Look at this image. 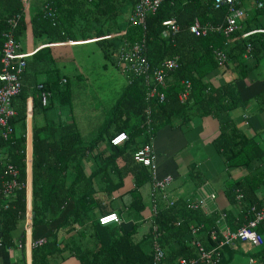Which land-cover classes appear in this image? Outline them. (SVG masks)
<instances>
[{
	"label": "trees",
	"instance_id": "16d2710c",
	"mask_svg": "<svg viewBox=\"0 0 264 264\" xmlns=\"http://www.w3.org/2000/svg\"><path fill=\"white\" fill-rule=\"evenodd\" d=\"M24 1L0 0V59L3 33L9 30L8 20L20 14L14 31L16 40L28 27L33 36L44 35L47 43L94 38L106 58H110L115 51L112 40L117 34L120 40H128L129 43L144 39L146 56L152 67L174 55L179 56L180 63L177 70L168 74L165 99L161 102L157 99L150 101V135L143 126L147 102L142 79L138 77L126 85L113 108L112 119L94 138L87 140L82 137L70 111L62 122L52 119L34 127L29 167L32 168V223L38 225L45 222L52 228V239L34 251L35 264H54L52 261L65 248H68V254H75L79 264H151V236L150 231L143 232L145 224L141 212L144 203L139 190L149 182L150 175L148 168L134 158V153L150 142L160 128L176 125L173 123L176 118H180V124L208 115L220 119L219 132L212 142L215 150L224 158L225 166L231 169L263 165V169L256 171L249 180L230 181L226 188L233 189L235 185L234 188H241L244 195L251 199L250 203L263 204L256 197L255 189L264 185V146L233 120L222 121L221 113L234 109L241 100L235 83L246 78L251 70L244 59L247 46L250 47L248 57L254 60L253 68L264 67V32L256 31L247 38L242 37L243 32L264 29V4L257 8L252 0H241L245 15L238 20L237 30L229 36L218 31L196 36L189 31L195 18L201 24H223L228 13L227 6L215 8L213 0H164L153 14L147 16L143 28L121 21L126 10L133 11L137 0H34L35 5H31L30 10L36 11L29 14L24 9ZM48 1L55 11L53 17H48L43 10ZM169 19L175 20L178 30L163 38L161 33L165 26L162 22ZM112 31L116 33L114 37ZM216 49L226 52V64L222 67L215 58ZM42 53L46 54V58L39 59ZM49 53L50 47L38 49L33 53L35 63L51 61ZM26 54L27 66L29 54ZM48 68L46 79L35 83L33 109L49 110L57 103L71 110L69 84L60 81L56 68L50 65ZM216 70H220V73L228 71L232 76L224 83L215 85L209 80V75ZM183 80L189 81L190 90L182 103L178 95L184 89ZM40 83L43 90L50 93L46 105L42 104L41 90L37 89ZM261 84L260 92L251 98L252 102H264V81ZM23 90L22 86L20 93L11 101V107L16 111L10 119L13 132L5 142L0 140V146L4 148L3 154L8 162L18 168L20 180L27 182V164L24 161L26 138L23 131L16 134L14 126L26 117L24 106L20 105L24 100ZM15 99L20 102L18 106H14ZM124 114L126 123L124 120L118 123L114 121ZM132 117L137 120L130 128L127 121L130 122ZM113 125L116 132L124 130L128 134V139L120 145L110 143V138L116 132L110 135L108 128ZM128 175L133 177V187L127 193L130 198L127 203L113 194L123 186ZM25 194L23 188L18 190L16 199L0 209V229L4 242L11 239V230L18 219L25 215ZM183 200H174V206L169 208L164 201L158 202L157 212L150 222V226L158 227L160 244L165 251L164 264H177L180 258L198 257V250L192 245L189 234L191 225L202 224L198 238L206 248L216 246L221 238L218 234L213 240L210 235L212 229L217 227V212L206 214L201 210L190 211L184 207ZM229 200L234 204V195H230ZM124 211H127L128 218L123 217ZM108 213L118 214L121 221L101 224L99 217ZM244 222L241 214L238 217L233 210H229L225 220L218 224L227 223L231 229H235ZM258 231L262 233L260 228ZM62 234L66 236L65 239H60ZM240 243L245 242L236 244ZM238 246H221L218 258L209 264H232L237 252H245L244 255L260 264L264 257V242L253 251L246 248L239 251ZM195 264L205 263L198 260Z\"/></svg>",
	"mask_w": 264,
	"mask_h": 264
},
{
	"label": "crops",
	"instance_id": "0c3cea01",
	"mask_svg": "<svg viewBox=\"0 0 264 264\" xmlns=\"http://www.w3.org/2000/svg\"><path fill=\"white\" fill-rule=\"evenodd\" d=\"M30 7V2H28L27 5L25 4L24 6V9H26L28 14L30 12L34 13L36 11V9L30 10ZM131 12L133 11H128V16L126 17L123 24H128V17L129 15H131ZM19 40L24 41L23 44L21 42V51L29 54L27 66L22 75L24 100L20 104L21 106H24L26 117L21 121H17L14 126L17 132L16 134H18L20 131H23L26 138V147L29 154H32V133L34 127L42 126L47 123V121H51L52 119L54 121L62 122L67 119L69 111L72 112L78 129L82 134V137L84 139L87 138V140L94 138L104 127V125L106 123H109V121L112 119L113 108L116 105L117 100L121 96L124 88L128 84L125 70L122 67H118L115 61L117 52L123 45L124 39L120 40L119 36L116 34V37H114V39L112 40L113 42L116 41V43H114V56L110 58H106L104 51L98 45L94 38L82 41L78 40L76 42L47 43V38L44 35H40L39 37L33 36L31 28L28 27L22 31L18 38V41ZM44 46L50 47L49 54L51 61H42L39 63H35L36 59H34L35 57L33 53ZM248 55L249 54H244V59H246L245 62L247 66L251 68V70L248 71L249 74L246 78H242L235 83L240 91L241 100L234 108L236 109L235 111H232V109L229 112H223L221 113V117L222 121L233 120L243 128L246 126H250L252 124L251 116L247 112V104L250 103L253 109L257 112V116L255 119L257 120V125L256 127L253 125L251 126L253 128L251 129V133L249 136H254L255 139L262 146H264V102L260 104L259 101H251V98L254 97L258 92H260L261 86H263L261 84V81H264V67L260 66V68H253L254 60L248 57ZM41 58H46V54H40L39 59ZM225 64L226 61L224 64H222V66H224ZM49 65L51 66V68H56L58 70L60 74V81L62 83H67L70 86L71 110L66 108V106H60L57 103H54L53 107L49 110H43L41 108L33 109V94L35 93L36 89L35 83L44 81L46 79V77L48 76ZM222 66L220 65V67ZM218 74H220V76ZM211 75H209V78H212L215 81V85L224 83L225 79L223 78L220 71L214 73V76ZM215 75H217V77L214 79ZM230 75L232 76V73H230ZM212 79H210V81ZM168 80H170V78H168ZM19 103L20 102L15 99L14 106H18ZM64 114L66 116H64ZM125 115L126 114H124L122 118H116L114 121L118 123L124 120L126 123V120L124 119L126 118ZM261 116L263 117V119L261 118ZM199 118L204 120L203 124L205 130L204 134L202 135L201 142L205 144H211L214 148L212 140L219 132L221 120L213 115L203 116ZM136 120V117H132L130 122L127 121L130 128L133 127V124ZM116 123L115 125H117ZM115 125L108 128V133H110V135L116 132ZM184 129L185 127L182 125H167L160 128L151 140V145L155 153V158L158 165V174L162 176L163 174L170 173L174 176L173 182L166 189L168 196L172 192L173 184L178 179V177L182 178V182L184 183V185H189L188 183L194 184L193 189L189 190L188 192L178 196H169V198L176 201L177 199L187 197H206L208 194L214 193L216 195L214 202L208 201V206L211 210H225L226 212H229V210H233V214L239 217V208L236 204V200L234 204L231 202V200H229V196L234 195L233 189H227L226 184L230 181L249 180V178L257 173L256 171H258L256 169V171L252 173L250 172V170H253L254 167H259V170H261L263 169V165L254 164L249 169H246L247 167H241L242 169L235 168L230 170L225 166L224 158L219 154L222 158L225 170L228 172L226 177L223 178L222 184L219 183V181H214L215 187L223 185V188L220 187L222 188V190H219L221 191L220 194L217 190H214L217 187L214 188L213 182L210 181V179H214L216 178V176L210 179L207 178V175L213 172V170H210V168H212L211 165L207 168L204 167L203 170L199 171L195 168V165L192 166V164H189L188 169H191L193 173H191V175H188V172L186 171L181 176H179L175 171L176 163L174 158L175 153L178 151V149H180L185 144V134L187 133H184ZM2 150H4V148H2ZM216 153L218 152L216 151ZM31 169L32 168H28L26 173V179L29 181V188L25 194V215L21 216L18 219L17 223L14 226V229L11 230V239L9 241H3V236L0 229V264H35L36 259H34V251L39 247H31L30 242L35 241L40 237L46 238V242L52 239V228L50 225L45 222L38 225H33L32 223ZM188 178H192L193 180L191 182H187ZM132 187L133 177L131 175H128L124 179L123 186L119 189L118 192L113 195L116 197H122L123 201L128 203L130 201V198L127 193ZM139 190L142 196V201L144 203V209L141 212L142 218L144 217L142 222L145 224V227H147L143 228V232L147 233L149 231L148 223H150V220L152 218V211L150 208V180L149 182L142 185ZM255 193L256 197L259 198L264 204V185L262 184L258 186L255 189ZM156 196L159 197V194L156 193ZM15 199L16 196L13 200ZM250 200L251 199L247 198L244 195L241 198V205H254L255 207H260V205L250 203ZM259 228L261 229V227ZM63 235L64 234L60 236V239L66 238V236L64 237ZM45 244H43L42 246H44ZM61 245L62 244H60V247ZM238 245L236 244L235 246H238L237 248L239 249V251L240 249L244 250V247L246 248L248 246L246 242L240 243ZM244 253L245 252H237L236 254H234L232 258V264H258V262L251 260V258L244 255ZM52 262L54 264H79V261L76 258L75 254H73V252L71 254H68V248L62 250L59 257L57 255L55 257V260ZM260 264H262V261H260Z\"/></svg>",
	"mask_w": 264,
	"mask_h": 264
},
{
	"label": "built area",
	"instance_id": "2783aa9c",
	"mask_svg": "<svg viewBox=\"0 0 264 264\" xmlns=\"http://www.w3.org/2000/svg\"><path fill=\"white\" fill-rule=\"evenodd\" d=\"M164 0H137L133 12L128 17V24L130 26L140 25L144 28L145 20L149 14H153L161 5ZM257 8H260L264 4V0H252ZM30 2L25 0L24 5ZM215 8L220 6H227V15L223 24H205L202 25L198 19H194L189 26V31L196 36H205L209 32H223L225 36L231 35L237 28L238 19L245 15V8L241 3V0H213ZM43 10L48 17L54 16V8L51 2L48 1L44 4ZM20 14L11 17L8 20L9 30L3 33L4 42L1 51V71H0V140L5 142L13 132V126L10 124V119L15 116L16 111L11 107L12 99L17 96L22 88V75L26 68V53L21 51V44L15 38V28L17 21L20 18ZM165 26L161 33L163 38H167L170 35L177 32L178 28L174 19L165 20L162 22ZM256 31L264 32V29H255L252 31H246L242 33L243 38H247L250 34ZM250 47L247 46L246 54H249ZM215 58L218 65L225 63L227 59L224 49H216L214 51ZM116 65L122 67L126 72L127 83L130 84L136 77L142 79V83L145 88V101L147 105L144 110L143 126L146 132L150 135L152 131L151 110L150 101L157 99L159 102L165 99L164 89L167 84V77L170 72H173L179 68V56L174 55L172 57H166L161 63L155 67H152L146 56V46L144 39H140L133 43H129L124 40L123 45L119 48L116 56ZM64 81V80H63ZM184 89L178 95L180 102L186 101L190 83L187 80L182 81ZM37 89L41 90V101L43 105H46L50 93L43 90V85L40 83L37 85ZM128 139V134L124 130L116 132L111 138L110 143L112 145H120ZM152 140V138H151ZM151 140L148 143L142 145L134 153V158L143 163L150 172V208L151 216L153 217L157 212V205L159 201H164L166 207L174 206V200L170 199L167 194V187L173 182L174 176L170 173L158 174V165L153 151ZM24 161L27 164V169L30 167L31 155L26 149V157ZM0 209L3 205L13 200L16 193L20 189L28 191L29 181H21L18 168L8 162V158L3 154L2 147L0 146ZM159 194V197L156 196ZM234 198L239 208L238 213L243 215L245 220L239 227L231 229L227 223H220L224 221L227 212L225 210L215 211L218 215L216 222V228L210 232L211 238L216 239L220 234L221 238L216 246L206 248V246L198 238V233L202 229V224L191 225L190 236L191 243L198 250V257L192 258H180L177 264H195L200 260L205 264H209L212 260L218 258V249L221 246H235L238 242H251L256 246L263 245L264 242V204L260 207L241 205V198L244 196L241 188H233ZM216 195L214 193L208 194L206 197L196 196L187 197L183 200V205L190 211L201 210L206 214H210L212 211L208 206V201L214 202ZM241 205V206H240ZM152 220V218H151ZM150 220V222H151ZM121 219L116 213H108L99 217L101 224H108L112 222H120ZM261 227L262 233L258 231ZM149 234L151 236V249L152 259L151 264H164L165 251L160 244V233L157 225L150 226ZM46 243V238L40 237L35 241H31V247H40ZM217 257V258H216ZM262 264H264V257L262 258Z\"/></svg>",
	"mask_w": 264,
	"mask_h": 264
},
{
	"label": "rangeland",
	"instance_id": "374dc122",
	"mask_svg": "<svg viewBox=\"0 0 264 264\" xmlns=\"http://www.w3.org/2000/svg\"><path fill=\"white\" fill-rule=\"evenodd\" d=\"M34 3H35L34 0H30L31 5H33ZM127 16H128V12L126 10L124 12V16H123V19L121 21L124 22ZM113 34H116V33H112V35ZM21 42H22V44L24 43L23 40H21V41L19 40L20 44H21ZM114 43H116V41H114ZM111 56L112 57L114 56V52L111 53ZM218 71H220V70H218ZM218 71H214L211 76H214L213 74L218 72ZM218 75L220 76V74H218ZM222 76L225 79V81H227V79L230 77V73L223 71ZM216 77H217V75H215L214 79ZM210 79H212V78H209V80ZM219 79H220V77H219ZM211 82L213 84H216L213 79L211 80ZM238 109H240V108H238ZM235 110L236 109H233L232 111H235ZM247 112L251 116L252 124L250 126L244 127L243 130L246 134L250 135L251 129L253 128L251 126L253 125L256 127V125H257V120H255L256 116H257V112H256V110L253 109V107L250 103L247 104ZM261 118L263 119L262 116H261ZM199 119H201V118L197 117V118L193 119L192 121L186 123V125L180 124L181 123L180 118H176L173 121V123L176 125L178 124V125L184 126L185 127L184 133H187V134H185V144L180 149H178V151L175 153V158H174L175 163H176L175 171L177 172V174L179 176H181L186 171L188 172V175H191V173H193V172L191 169L190 170L188 169L189 164H192V166L195 165V168L199 171L203 170L204 167L207 168L208 166L211 165L212 168H210V170H213V172L208 174L207 178L210 179V178H213L216 176V178L210 179V181L213 182L214 188L217 187L214 190H217L218 193L220 194L221 191H219V190H222L223 185L215 187L214 181H219V183L222 184V180L224 177H226L228 172L225 170V166L222 162V158L220 157V155L218 153H216L213 146L211 144H205V143L201 142L202 141V135L204 134L205 130H204V124H203L204 120L203 119L199 120ZM254 168H253V170H250V172L254 173L256 171V169L259 170V167L255 168V169ZM232 169H235V168H231L230 170H232ZM239 169H242V168H239ZM246 169H249V168H246ZM187 180H188L187 182H191L193 179L188 178ZM188 184L191 186L184 185V183L182 182V178L178 177V179L173 184L172 192L170 193L169 196L173 197V196L182 195V194L188 192L189 190L193 189L194 184H192V183H188ZM220 187H222V188H220ZM192 193H194V192H192ZM122 214H123L124 218H128L127 211H124ZM149 227H150V223H148V228ZM145 228H147V227H145ZM246 243L248 244L246 249H248L250 251H253L254 249L257 248V246L251 242H246Z\"/></svg>",
	"mask_w": 264,
	"mask_h": 264
},
{
	"label": "water",
	"instance_id": "95a60500",
	"mask_svg": "<svg viewBox=\"0 0 264 264\" xmlns=\"http://www.w3.org/2000/svg\"><path fill=\"white\" fill-rule=\"evenodd\" d=\"M33 215V214H32Z\"/></svg>",
	"mask_w": 264,
	"mask_h": 264
}]
</instances>
